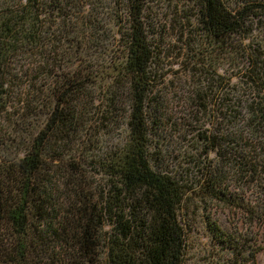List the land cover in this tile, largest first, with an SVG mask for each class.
I'll use <instances>...</instances> for the list:
<instances>
[{
	"label": "trees",
	"instance_id": "trees-1",
	"mask_svg": "<svg viewBox=\"0 0 264 264\" xmlns=\"http://www.w3.org/2000/svg\"><path fill=\"white\" fill-rule=\"evenodd\" d=\"M150 1L0 0V264H87L97 255L100 229L111 219L113 207L129 202L140 210L134 214L135 222L140 220L135 228L160 224L169 247L165 259L151 256L130 264H184L187 234L180 211L190 208L183 201L193 186L165 166L160 151H149L150 124L164 115L171 120L179 115L166 114L156 96L150 97L159 75L152 65L163 62L159 56H168L167 46L151 38L149 23L161 18ZM190 1L193 5L185 7L190 12L181 16L182 29H188V22L197 26L190 35L204 33L208 44L211 40L217 65L212 72L209 63L212 82L198 88L200 103L192 104L190 112L192 118L198 113L210 118L213 130L198 129L197 139L204 154L214 153L220 162L197 181L200 196L237 201L221 185L227 168L238 173L240 182L264 186V53L260 45L252 50L250 44L238 55L242 58L235 55L237 40L264 28V0ZM105 12L120 26V34L111 48V62L105 64L110 68L106 73L113 72L111 80L98 98L91 86L97 77L108 75H95L93 63L76 66L70 57L75 54L80 63L87 42L105 50L103 42L111 34L102 18ZM190 35L182 38L181 49L184 45L192 53L188 55L195 59H184L191 61L189 70L197 71L195 65L201 69L203 63ZM73 47L77 51L66 50ZM222 54L238 59L228 81L218 72ZM231 80L238 85H230ZM218 86L226 89L221 97L216 91L211 94ZM241 86L253 95L246 103L239 95ZM159 106L163 112L155 119ZM81 125L106 131L125 126V142L113 144L104 165L117 192L103 195L101 205L71 193L67 183V154L86 156L91 150L79 148L84 142ZM88 136L91 142L92 131ZM240 203L245 207V201ZM147 207H152L148 216L142 213ZM247 209L260 219L259 205L257 212L250 205ZM119 226L123 231L124 223ZM210 232L218 258L228 255L224 264H245L254 257L250 242L232 239L216 222Z\"/></svg>",
	"mask_w": 264,
	"mask_h": 264
},
{
	"label": "rangeland",
	"instance_id": "rangeland-1",
	"mask_svg": "<svg viewBox=\"0 0 264 264\" xmlns=\"http://www.w3.org/2000/svg\"><path fill=\"white\" fill-rule=\"evenodd\" d=\"M150 5L151 10L156 11L157 16L161 18L160 22L151 21L149 23L151 24V38L154 44L158 42L159 46H167L168 52V56L158 55V58H162L161 61L163 62L152 65V69L157 66V74L159 75L155 78V83L150 86V93H152L150 97L156 96L157 101L161 103L160 106L166 114L172 111L177 112L179 115L176 116L178 119L175 117L172 120L167 115H164L159 118L158 123L150 124L153 132H151L149 151H160L159 154L162 155L165 166L173 169L177 176L182 178L183 182L188 181L187 183L193 186L192 189L188 190L183 201L184 205L189 204L190 208H183L180 211L182 220L185 218L188 224L186 226L184 221L187 234L184 264H224L223 259L228 255L223 259L218 258L217 243L210 232L213 222H216L224 231L229 233L232 239L240 240L244 245L250 242V252L254 253V257H248L245 264H264V186L259 187V182L257 184L255 182H240L237 179L238 173L227 168V172L222 174L224 181H222L221 185L227 191L228 196L230 198L235 197L237 201H232V199L225 200V197L222 199H211L201 194L204 200L200 196L201 188L197 181L203 177V174L206 176L208 171H212L211 167L214 169L220 163L218 161L219 158L214 153H210L207 156L204 154L201 149L202 145L197 139L198 129L213 130V125L211 126V123H209L210 118L208 115L204 117V114L200 115L199 113L192 118L190 113L192 104L195 102L200 103L197 97L198 88L207 86V84L212 82L211 77L210 79L208 78L209 70L207 68L209 63H211L212 72V68L217 67L213 59L215 57L211 40L210 44H208L204 33L203 36L199 35L198 37L190 35L192 33L191 30H195L197 26L194 27L188 22H186L188 29H182L185 21L182 20L183 24L181 23V16L190 12L185 8L193 5L190 0H151ZM105 6L107 8L108 5ZM184 10L186 11L184 12ZM102 15L105 25L111 33L109 39L103 42L105 50L97 49L92 43L87 42L82 55L79 57L81 58L80 63H78L79 59H76L75 54L70 57L76 66L77 64L86 65V63H93V69L95 68L97 71L95 75L100 73L108 75L106 71H110V68L105 67V64L111 62L110 59L114 55L111 48L115 47V39L120 34V26L114 24L108 12ZM153 16L155 18L154 14ZM188 35H190V38L193 37L192 41H194V44L191 47L194 49V53L201 64L203 63L201 69L195 65V70L197 71H194V69L189 70L190 68H188L191 65L190 60L195 59L188 55V53H192L187 51V49L185 50L184 45L183 50L181 49L182 38ZM91 44L93 45V47L91 46L92 48L90 47ZM235 44L239 50L238 54L235 55L239 58L242 57L238 55H241L244 52V48L250 44L252 50L260 45L261 49L259 52L264 53V28H255L254 32H251L246 40H237ZM189 49L191 50V48ZM66 50L68 52L77 51L76 47ZM67 51L65 52L67 53ZM181 51L184 57H179ZM221 56L222 59L217 60L218 72L223 78H226L224 79L225 81H228L230 76L235 75V69L238 68L235 62L238 59L224 54ZM185 57L190 60L184 59ZM209 59L210 61H208ZM262 59H264V54ZM212 65L214 66L212 67ZM111 73L113 72H109L106 79L105 76L103 78L97 77L96 81L93 82L91 92H94L96 97L102 98L104 96V87L111 80ZM165 75L167 77L163 79ZM237 82V80H231L230 85H238ZM214 91L216 93L219 92L218 94L221 97L226 89L218 86L215 89L213 88L211 94ZM249 91L250 89L247 86L239 88V95L243 96L245 103L250 98L249 96H253ZM123 100H125V97ZM217 100L219 101V99ZM199 101H202L201 97ZM98 102L100 103L101 99H98ZM213 106L214 103L211 107ZM162 109L160 108L156 113L155 119H158L161 112H163ZM124 127V125H121L115 130L106 131L101 129L92 130L91 127L86 128L81 125L83 133L81 137L84 142L80 144L79 148L84 150L89 146L88 148L91 150H87L86 156L77 154L82 152H77L75 156L67 154V172L71 180V182L67 180V183L70 185V189L72 188L71 193H73L72 190L79 194L82 193L93 204L101 205L103 195H113V193L117 192V187L114 186L115 179L107 175L104 165L107 163L105 161L113 144H123L125 142ZM91 131V142L94 144V152L93 146L90 145L91 142L86 141ZM89 155L91 157L88 158ZM70 197V201H72L74 198H72L73 196ZM241 201L246 202L245 207L240 205ZM249 205L255 211V208L259 205V210L256 212L260 219L255 217V213L251 215L247 209ZM151 208L147 207L142 213L148 216ZM136 212H140V210L131 202L116 204L113 207L109 215L111 219L105 221L102 229H100L102 238L97 255L91 258L87 264H130L137 258H150L151 256L166 258L169 247L164 242L165 230L163 226L158 224L156 227L149 226L145 229L143 227L135 228L136 223L140 222V220L135 222L136 217L134 214ZM151 220L153 221V219ZM120 223H124L123 231L119 226ZM255 249L260 250L256 255Z\"/></svg>",
	"mask_w": 264,
	"mask_h": 264
}]
</instances>
